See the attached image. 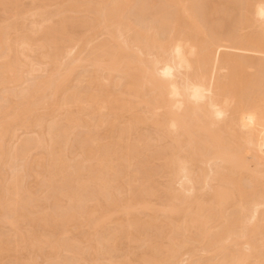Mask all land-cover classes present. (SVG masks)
Segmentation results:
<instances>
[{
	"label": "bare ground",
	"instance_id": "6f19581e",
	"mask_svg": "<svg viewBox=\"0 0 264 264\" xmlns=\"http://www.w3.org/2000/svg\"><path fill=\"white\" fill-rule=\"evenodd\" d=\"M27 1L0 0V264H264L259 0ZM177 43L206 96L179 111Z\"/></svg>",
	"mask_w": 264,
	"mask_h": 264
},
{
	"label": "clouds",
	"instance_id": "9594fccd",
	"mask_svg": "<svg viewBox=\"0 0 264 264\" xmlns=\"http://www.w3.org/2000/svg\"><path fill=\"white\" fill-rule=\"evenodd\" d=\"M257 13L259 18L264 19V0H259V3L257 4ZM186 64L187 61L184 49L181 44L177 43L171 49L169 62L164 64L163 67L159 69V74L170 82L168 85L167 96L168 100L170 101V108L175 111H179L183 107L182 93L184 91L189 92L188 99L193 100L194 103L202 102L206 99V96H191L190 88L192 87V85L190 84L189 80L186 79V77L182 79L184 80V89H181L180 85L177 83L178 77L180 76L181 71L186 67ZM216 115L217 117H219V113H217ZM171 126L175 128L174 123ZM261 147H264V144H262ZM179 176V187H183L185 184H191L190 175L187 169H185L184 167L180 168Z\"/></svg>",
	"mask_w": 264,
	"mask_h": 264
},
{
	"label": "rangeland",
	"instance_id": "374dc122",
	"mask_svg": "<svg viewBox=\"0 0 264 264\" xmlns=\"http://www.w3.org/2000/svg\"><path fill=\"white\" fill-rule=\"evenodd\" d=\"M21 2H22V4H26L28 1H27V0H21ZM25 2H26V3H25ZM100 38H101V37H100ZM100 38H99V40H100ZM99 40L97 39V40H95L94 42L99 41ZM76 50H78V49L76 48ZM74 52H76V51L74 50ZM74 52H73V53H74ZM248 54H251V53H248ZM251 55H253V54H251ZM253 56H256V55L254 54ZM46 68H47V69H46ZM81 68H82V69H81ZM45 69H46V71H47V70H48V67L45 66V65H40V69H39L40 72H39V71H38V72H39V73L42 72L41 74H45V73H43V72H46ZM80 69H81V71H79V72H84L86 68L80 67L78 70H80ZM88 69H89V68H88ZM38 72L33 73L34 76H33V75H29V76H27V77H29V78H27V80L29 79L27 82H29L30 80H32L36 75H40ZM37 73H38V74H37ZM35 74H36V75H35ZM32 76H33V77H32ZM30 78H31V79H30ZM18 132H19V133H18ZM18 132H17V134L20 135V131H18ZM21 132H22V131H21ZM22 134H23V132H22ZM22 134H21V135H22ZM32 153L35 154L34 151H33ZM32 153H31V154H32ZM152 165H153V164H152ZM154 165H155V164H154ZM41 261H42V260H41ZM41 261H40V262H41Z\"/></svg>",
	"mask_w": 264,
	"mask_h": 264
}]
</instances>
